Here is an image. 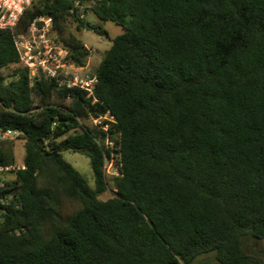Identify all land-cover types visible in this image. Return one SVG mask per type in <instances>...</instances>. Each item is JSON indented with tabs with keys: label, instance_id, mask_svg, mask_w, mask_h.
Masks as SVG:
<instances>
[{
	"label": "trees",
	"instance_id": "obj_1",
	"mask_svg": "<svg viewBox=\"0 0 264 264\" xmlns=\"http://www.w3.org/2000/svg\"><path fill=\"white\" fill-rule=\"evenodd\" d=\"M88 11L123 28L93 95L31 79L15 35L51 17L85 65L90 49L69 22L108 35ZM108 111V131L86 124ZM0 127L21 131L26 148V169L2 188L0 264H194L208 253L264 264L243 244L264 241V0H33L0 28ZM106 138L121 167L103 200ZM9 143L0 164L15 162ZM69 149L90 158L93 186L65 160Z\"/></svg>",
	"mask_w": 264,
	"mask_h": 264
},
{
	"label": "built area",
	"instance_id": "obj_2",
	"mask_svg": "<svg viewBox=\"0 0 264 264\" xmlns=\"http://www.w3.org/2000/svg\"><path fill=\"white\" fill-rule=\"evenodd\" d=\"M33 0H0V28H14L24 12L31 7ZM75 6L82 10L84 5L80 1ZM15 46L19 53L20 63L27 67L31 79H52L59 87L66 89L79 88L93 95L97 75H91L86 65H77L70 57L68 47L57 37L53 29L51 17L38 16L29 26L25 33L14 37ZM90 128L108 131L110 123L115 118L108 111L99 116H91ZM22 135L16 129H4L0 127V143L12 141ZM97 139V138H96ZM99 141V139H97ZM105 147L110 149L108 155L104 153V173L116 176L120 174V153L119 146L114 141L106 138ZM26 169L23 162L0 164V223L3 220V213L8 199L2 188L6 187V181L15 177L18 171ZM12 176V178H10Z\"/></svg>",
	"mask_w": 264,
	"mask_h": 264
},
{
	"label": "rangeland",
	"instance_id": "obj_3",
	"mask_svg": "<svg viewBox=\"0 0 264 264\" xmlns=\"http://www.w3.org/2000/svg\"><path fill=\"white\" fill-rule=\"evenodd\" d=\"M85 8H86L85 6L82 7V10H84ZM84 18L85 21L91 24L92 26H98L108 31V35H105V34H99L95 30L87 27L77 28V23L73 21L69 22V26L66 31L67 33L75 34L90 49V55L85 65L87 66L88 69H90L91 75H96L97 68L101 63L105 55V52L112 45V38L122 33L123 28L114 24L111 21L99 20L91 11H88L85 14ZM11 72L12 69L3 70V73L6 75L10 74ZM35 104L38 105L37 100H35ZM90 123H91L90 120H87L86 124L88 126H90ZM78 130H70L67 133H65V136L71 133H75ZM9 145L13 147L15 162H23L26 155L24 138L20 136L17 139L10 141ZM63 156L66 161L71 163L77 170H79L87 178V180L92 186L94 185L93 170L90 164V158L86 154L69 149L63 151ZM10 178H12V176H10ZM107 181H108V189L106 192L100 195V198L103 200H106L116 194V190L110 175H107ZM65 205L67 211H71L74 209L73 205L70 202L66 201ZM243 244L246 251L261 256L264 259V241L258 240L251 236H247L244 238ZM201 262L220 264L217 261L214 253H208L199 256L194 264H201Z\"/></svg>",
	"mask_w": 264,
	"mask_h": 264
},
{
	"label": "water",
	"instance_id": "obj_4",
	"mask_svg": "<svg viewBox=\"0 0 264 264\" xmlns=\"http://www.w3.org/2000/svg\"><path fill=\"white\" fill-rule=\"evenodd\" d=\"M64 150H62V152H63Z\"/></svg>",
	"mask_w": 264,
	"mask_h": 264
}]
</instances>
